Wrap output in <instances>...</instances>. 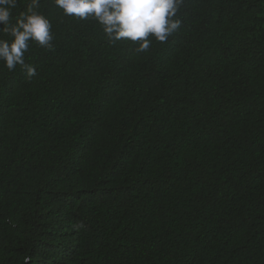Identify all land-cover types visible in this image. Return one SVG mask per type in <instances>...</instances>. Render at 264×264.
<instances>
[{
  "label": "trees",
  "instance_id": "16d2710c",
  "mask_svg": "<svg viewBox=\"0 0 264 264\" xmlns=\"http://www.w3.org/2000/svg\"><path fill=\"white\" fill-rule=\"evenodd\" d=\"M36 11V75L0 60V264H264V0H183L146 52Z\"/></svg>",
  "mask_w": 264,
  "mask_h": 264
},
{
  "label": "clouds",
  "instance_id": "9594fccd",
  "mask_svg": "<svg viewBox=\"0 0 264 264\" xmlns=\"http://www.w3.org/2000/svg\"><path fill=\"white\" fill-rule=\"evenodd\" d=\"M17 2L0 0V31L13 37L11 42L0 39V60L9 71L19 65L31 78L36 75V68L25 62V52L29 41L52 48L51 23L36 11L39 0H31L26 12L13 24L12 10L17 8ZM182 3L183 0H55L65 16L95 20L110 43L138 42V52L149 50L150 37L163 43L180 29L181 21L175 17ZM29 259H25V264Z\"/></svg>",
  "mask_w": 264,
  "mask_h": 264
}]
</instances>
